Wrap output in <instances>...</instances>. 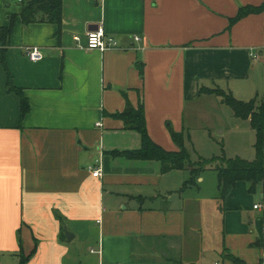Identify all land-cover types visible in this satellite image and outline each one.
<instances>
[{
    "label": "crops",
    "instance_id": "1",
    "mask_svg": "<svg viewBox=\"0 0 264 264\" xmlns=\"http://www.w3.org/2000/svg\"><path fill=\"white\" fill-rule=\"evenodd\" d=\"M20 2L0 0V26ZM263 2L63 0L60 31L19 18L0 59V264H20L21 249L27 256L34 248L25 264H69L78 238L91 245L80 264H238L230 255L264 264L262 188L250 193L239 181L225 200L219 190L191 197V188L179 192L187 171L111 154L142 146L140 133L113 116L127 99L143 102L153 141L176 151L170 127L187 133L199 100L214 98L200 94L202 86L253 93L264 60V12L229 24L240 6ZM100 25L118 48L82 47ZM33 46L44 55L39 61L26 53ZM9 75L31 104L23 118ZM90 167H101L102 176Z\"/></svg>",
    "mask_w": 264,
    "mask_h": 264
},
{
    "label": "trees",
    "instance_id": "2",
    "mask_svg": "<svg viewBox=\"0 0 264 264\" xmlns=\"http://www.w3.org/2000/svg\"><path fill=\"white\" fill-rule=\"evenodd\" d=\"M264 12V2L260 5L240 6L235 17L230 19L229 28L239 19L252 13ZM21 18L24 24L34 22H48L58 25L61 30L63 23V0H21L20 11L8 14V24L0 26V59L5 60L7 48L11 45L12 35L18 19ZM141 75L143 76V63H137ZM8 87L16 92L20 97L21 118H23L31 108L29 99L20 87H17L9 75ZM214 94L220 98L222 104H226L233 109L234 115L243 119H250L251 126L256 133L254 142L255 158L248 160L237 156L227 158L226 156H214L212 158H203L193 161L191 153L186 146V138L190 140L189 131L178 132L170 127L173 140L177 143L179 149L169 151L164 149L148 134L145 107L141 102L138 107L132 105L127 99L123 111L113 114L114 117L123 120L127 129L136 130L142 137V146L139 149L129 151H112L113 156L125 155L132 159L157 160L162 164L163 171L174 169L189 170V177L184 182L179 192H184L193 187H199L198 178L206 170H215L218 176L219 198L225 200L235 188L237 182L245 181L248 183V191L255 193L259 188L264 190V100L259 102L257 99L248 101L236 98L231 91L217 87L200 88V94ZM126 96V94H125ZM127 97V96H126ZM219 161L218 163H216ZM62 224L64 219L57 214ZM20 246L22 241L20 238ZM22 248V247H21ZM36 252V248L27 256H24L22 249L20 251V264H25ZM235 263L245 264L241 259L229 256ZM262 264V263H260Z\"/></svg>",
    "mask_w": 264,
    "mask_h": 264
},
{
    "label": "rangeland",
    "instance_id": "3",
    "mask_svg": "<svg viewBox=\"0 0 264 264\" xmlns=\"http://www.w3.org/2000/svg\"><path fill=\"white\" fill-rule=\"evenodd\" d=\"M20 5V3H19ZM255 89L253 93L241 94L236 96L226 84L221 85L226 91H231L236 98L243 100L256 99L260 102L264 97V60L261 63L259 74L253 80ZM203 98L199 100L200 109L196 110V115L188 121L190 140L186 138V145L191 153L193 161L203 158H212L214 156H226L227 158H235L244 155L243 158L253 160L255 158V131L250 128L248 121L242 120L233 114V109L219 102V97ZM217 102V105L216 103ZM190 104L189 112L192 116L194 108ZM246 155V156H245ZM217 161L216 163H218ZM187 171L189 175V170ZM218 181L215 170L205 172V182L201 184V190L197 187L191 188L189 194L191 197L218 195ZM79 239V238H78ZM76 240L72 245L69 264H80L81 260L85 262V256L90 253L91 245L87 242ZM199 264H205L204 261Z\"/></svg>",
    "mask_w": 264,
    "mask_h": 264
},
{
    "label": "built area",
    "instance_id": "4",
    "mask_svg": "<svg viewBox=\"0 0 264 264\" xmlns=\"http://www.w3.org/2000/svg\"><path fill=\"white\" fill-rule=\"evenodd\" d=\"M74 39L76 41H80L79 35H74ZM135 40H140V37L136 35L134 37ZM83 48H86L88 50H101L106 51L109 49H115L119 47L118 40L108 34L105 30V28L100 25L96 29L88 31L86 35V44L82 46ZM26 53L28 57L33 61H39L41 60L44 55L39 47L33 46L26 49ZM256 56V55H255ZM100 125V123H98ZM90 169L93 171V175L95 177L102 176V168L101 167H90ZM260 205H255V208H258Z\"/></svg>",
    "mask_w": 264,
    "mask_h": 264
},
{
    "label": "water",
    "instance_id": "5",
    "mask_svg": "<svg viewBox=\"0 0 264 264\" xmlns=\"http://www.w3.org/2000/svg\"><path fill=\"white\" fill-rule=\"evenodd\" d=\"M66 235H67V239L70 241L71 237H70V233H68V231H66Z\"/></svg>",
    "mask_w": 264,
    "mask_h": 264
}]
</instances>
